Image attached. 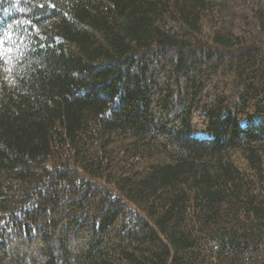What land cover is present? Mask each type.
I'll return each mask as SVG.
<instances>
[{"label":"trees","instance_id":"trees-1","mask_svg":"<svg viewBox=\"0 0 264 264\" xmlns=\"http://www.w3.org/2000/svg\"><path fill=\"white\" fill-rule=\"evenodd\" d=\"M0 264H264V0H0Z\"/></svg>","mask_w":264,"mask_h":264}]
</instances>
